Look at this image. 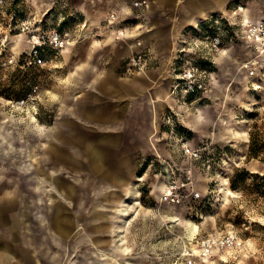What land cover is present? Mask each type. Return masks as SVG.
Segmentation results:
<instances>
[{
  "label": "rangeland",
  "instance_id": "rangeland-1",
  "mask_svg": "<svg viewBox=\"0 0 264 264\" xmlns=\"http://www.w3.org/2000/svg\"><path fill=\"white\" fill-rule=\"evenodd\" d=\"M116 1L130 14L119 16ZM137 1L0 2V253L10 250L7 264H264V0H226L173 37L170 52L167 38H149L172 57L179 87L176 98L156 105L154 122L137 112L135 133L109 151V167L122 152L132 159L128 183L93 181L87 166L68 159L75 141L63 123L75 98L92 93V71L74 69L89 63L98 73H121L138 54L150 68L139 33L153 20ZM55 31L63 48L49 44ZM35 43L42 64L33 61ZM192 66L206 84L194 95L179 79ZM60 129V138L46 136ZM122 206V214L114 211ZM66 228L69 237L60 233Z\"/></svg>",
  "mask_w": 264,
  "mask_h": 264
},
{
  "label": "crops",
  "instance_id": "crops-1",
  "mask_svg": "<svg viewBox=\"0 0 264 264\" xmlns=\"http://www.w3.org/2000/svg\"><path fill=\"white\" fill-rule=\"evenodd\" d=\"M147 1L149 7L146 14L152 17L153 24L149 23V26L146 25L145 29L139 33L153 56L146 74L141 75L132 71L128 62L123 65L121 73H117V71L98 73L93 64L83 63L79 65L74 69L75 74L82 75L87 71L93 73L89 84L92 93L75 98L76 103L70 112V118L63 123L75 141V144L70 148L69 161L72 159L73 162L71 163L78 167L87 166L85 171L93 176V181H106L115 184L116 187L128 183L129 175H132L131 172L133 171L131 169L133 162L122 152L121 158H116L117 161L114 163L116 167H109V160L112 158L109 151L123 149L125 135L135 133L134 121L137 112L146 110L152 119L151 122H154L155 110L159 103H165L168 98L177 97L173 88H176L179 82L178 77L170 72L172 57L161 56L159 46L154 47L155 45H150L147 41L151 43L149 38H167L164 44L167 45V50L170 52L173 37L180 35L186 26L195 25L201 20L207 19L211 13L218 11L219 7L224 6L226 2V0ZM111 5L122 7L121 10H119L120 8L116 10L119 16L125 15L131 10L128 6L123 8L117 1ZM165 26L172 28L167 32ZM165 68L167 75H160L156 71L160 69L165 71ZM151 125L152 133L155 131V125ZM41 128L40 126L36 127L35 132L42 133L44 129ZM51 133L60 138L62 132L61 129L48 131L46 136L50 137ZM90 135H99V137L91 138ZM38 189L42 191L40 186ZM63 194L66 195L67 193L63 192ZM117 196L115 194V197ZM124 209L125 206H122L115 208L114 211L122 214ZM13 221L11 219L9 222V230L14 235L17 232V226ZM55 227L60 228L61 226ZM115 227L117 226H114L112 230ZM60 233L69 237L71 228L63 229ZM10 257V250L8 247H4L0 253V261L7 264Z\"/></svg>",
  "mask_w": 264,
  "mask_h": 264
},
{
  "label": "built area",
  "instance_id": "built-area-1",
  "mask_svg": "<svg viewBox=\"0 0 264 264\" xmlns=\"http://www.w3.org/2000/svg\"><path fill=\"white\" fill-rule=\"evenodd\" d=\"M0 2H2V0H0ZM149 7V2L147 0H142V1H137L135 2V7ZM112 19H115V15L112 14L111 15ZM49 44L52 48L54 49H60L63 48L66 45V42L64 41V39L62 38V36L57 32H52L51 36H50V40H49ZM221 44V39L220 37H214L212 38V47L214 49H217L218 47H220ZM41 45L39 43H35L33 45V61L35 63H39L42 64V57L40 55L39 52V47ZM196 47H198V45H196ZM146 61L143 60L142 55L138 54L137 56H133L131 58L130 61V66L131 68H135L138 74H146V70H145V66H146ZM180 84H182V86L184 87L185 91L189 94H197L198 92L204 91L206 88V84L202 79L201 76V72L199 70V68L192 66L184 71L181 72L180 76ZM179 86L177 85L176 88H178ZM16 105L18 106H24L26 105V100L23 99L21 101H17ZM168 192L170 193V195H173V189L170 188L168 190Z\"/></svg>",
  "mask_w": 264,
  "mask_h": 264
},
{
  "label": "bare ground",
  "instance_id": "bare-ground-1",
  "mask_svg": "<svg viewBox=\"0 0 264 264\" xmlns=\"http://www.w3.org/2000/svg\"><path fill=\"white\" fill-rule=\"evenodd\" d=\"M197 229H198L197 226L192 225V229L190 230V235H191V236L194 235Z\"/></svg>",
  "mask_w": 264,
  "mask_h": 264
},
{
  "label": "water",
  "instance_id": "water-1",
  "mask_svg": "<svg viewBox=\"0 0 264 264\" xmlns=\"http://www.w3.org/2000/svg\"><path fill=\"white\" fill-rule=\"evenodd\" d=\"M60 206H61V205H60V204H58V206H57L58 210L61 208Z\"/></svg>",
  "mask_w": 264,
  "mask_h": 264
},
{
  "label": "trees",
  "instance_id": "trees-1",
  "mask_svg": "<svg viewBox=\"0 0 264 264\" xmlns=\"http://www.w3.org/2000/svg\"><path fill=\"white\" fill-rule=\"evenodd\" d=\"M253 152H254V149H253Z\"/></svg>",
  "mask_w": 264,
  "mask_h": 264
}]
</instances>
